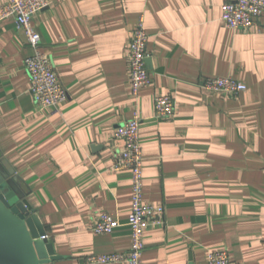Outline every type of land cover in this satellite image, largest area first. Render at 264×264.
I'll use <instances>...</instances> for the list:
<instances>
[{
    "label": "crops",
    "instance_id": "0c3cea01",
    "mask_svg": "<svg viewBox=\"0 0 264 264\" xmlns=\"http://www.w3.org/2000/svg\"><path fill=\"white\" fill-rule=\"evenodd\" d=\"M225 1L48 0L34 24L68 92L55 112L31 94L24 31L0 21V155L61 256L54 264L129 250L132 175L113 167L124 146L114 132L134 111L145 201L165 215L145 232L143 263L209 264V253L227 250L237 264H264V14L232 29ZM140 18L151 84L134 94L128 47ZM207 77L247 90L210 93ZM157 95L174 98L172 117L156 115ZM102 213L123 225L95 233Z\"/></svg>",
    "mask_w": 264,
    "mask_h": 264
},
{
    "label": "built area",
    "instance_id": "2783aa9c",
    "mask_svg": "<svg viewBox=\"0 0 264 264\" xmlns=\"http://www.w3.org/2000/svg\"><path fill=\"white\" fill-rule=\"evenodd\" d=\"M49 5L48 0H10L0 5V21L14 18L18 29L24 31L26 43L31 50L25 59V68L30 77V91L39 109L59 111L68 99V92L61 82L50 56L42 49V37L34 24L35 16ZM264 14V0H227L223 3L222 21L232 29L253 28ZM148 33L144 19L140 18L128 47L129 73L132 91L151 84L147 65ZM210 93L236 96L247 90V85L233 77H207L200 83ZM176 103L171 95L155 97V112L160 118L174 115ZM140 116L137 111L129 121L120 125L114 132L116 139L122 140L123 149L116 154L115 170L128 169L132 175L131 212L126 225L131 231V246L122 253L90 255L82 264H144L142 255L146 249L144 235L152 226L165 223L164 207L147 203L144 197L143 151L140 143ZM123 224L111 213H102L92 226L98 234L114 232ZM209 264H237L227 250L209 253Z\"/></svg>",
    "mask_w": 264,
    "mask_h": 264
},
{
    "label": "water",
    "instance_id": "95a60500",
    "mask_svg": "<svg viewBox=\"0 0 264 264\" xmlns=\"http://www.w3.org/2000/svg\"><path fill=\"white\" fill-rule=\"evenodd\" d=\"M20 177L0 155V264H54L61 258L24 199Z\"/></svg>",
    "mask_w": 264,
    "mask_h": 264
}]
</instances>
